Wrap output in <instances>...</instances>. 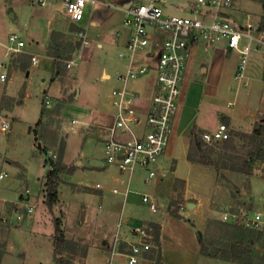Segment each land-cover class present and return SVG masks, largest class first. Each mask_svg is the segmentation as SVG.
I'll return each instance as SVG.
<instances>
[{
  "label": "rangeland",
  "instance_id": "374dc122",
  "mask_svg": "<svg viewBox=\"0 0 264 264\" xmlns=\"http://www.w3.org/2000/svg\"><path fill=\"white\" fill-rule=\"evenodd\" d=\"M134 1L149 2L146 0ZM189 1L192 2V0ZM248 1H250V5L244 9L248 10L256 21L259 19V14L262 13V5L255 0ZM176 3V1L167 3L168 14L185 15L178 9ZM117 6L122 10L123 5L121 3ZM7 7V13L14 20L15 16L11 6L8 5ZM246 21L245 15L244 23ZM116 26V28H121L120 24L117 25L116 23ZM7 31L1 29L0 37L3 38L8 33ZM112 32L110 35L113 34ZM51 34L53 46L49 48L50 53L63 60L57 77H53L55 64L40 60L38 65L30 67L28 70H22L17 81L14 82V89L19 86V91H21L18 103H22V100L26 99L25 103L20 107H13V109H10L11 101H2L4 103L0 105V173L6 174V177L0 179V199L6 201L3 210L9 212L14 203L20 202L22 200L21 194L27 188L31 191V203H34L36 209L31 220L20 224L11 225L0 220V243H5L6 249L1 264H63L59 260L65 264H108L110 252L107 249L110 248L117 236L122 237L121 229L124 222L122 219L124 218L122 216L120 220L122 221L120 222L122 223L121 226L116 221L113 224H107L105 227H99V217L95 213L110 210V195H112L114 199H117L113 205L118 216L120 215L127 176L115 178L116 175H119L118 170L106 164L102 142L99 138L98 129H96L97 125L107 124L108 120L110 121L109 93L115 85L113 79L106 80L104 79L107 78L106 76L102 78L101 72L103 68H107L114 78L115 68L127 64L129 58H119V52L124 50L125 45L118 49L103 43V46L99 47L97 41L94 44L90 42L88 46L82 48L80 42L70 40L73 36L56 30H53ZM161 37L162 34L157 33V40L150 46L149 50L159 44ZM4 49L0 47V57L9 60V62L12 57L11 65L13 68L19 70L20 64L23 62L30 65L29 55L18 52L6 57L4 56ZM207 50L210 51L211 48L199 49V53L208 57V59L205 58L207 60L204 61L205 66L211 60ZM252 53L249 65H251L252 58L257 52L253 51ZM80 55V59L77 60ZM71 59H74L76 64L71 68H66L64 63ZM150 61L155 62L153 59ZM1 63L7 67L8 74V62ZM230 63L232 65L230 73L232 74L235 68L233 62L230 61ZM195 64L193 78L196 80L204 78L205 75L199 69L201 62L197 60V67ZM139 65L140 63H136V68ZM28 71H30L29 76H27ZM234 76L232 80H229V83H231V87L233 85L236 88L237 82ZM154 79L155 73L148 72L141 79L131 81V88L141 91L142 94L152 91ZM25 90L28 91V95L24 98L22 91ZM63 92H65V99L60 96ZM46 93L53 95L52 102L50 97L45 95ZM74 94H76V98ZM241 95L239 99L238 96L236 99L234 92H232L223 102L236 101L234 107L238 111V115L242 112L245 104L250 106L254 104L252 99L247 103ZM47 100L49 101L48 104ZM240 117L242 118L244 115L241 114ZM3 120L9 121L10 132L2 130L1 123ZM40 120L41 122H39ZM73 120L77 121L74 124L78 130L77 133L71 129ZM261 120H264V114H259L253 119L252 117L240 119L231 124L235 137L233 148H225V143L222 142H214L209 145V148H213V159L220 166L223 163L240 166L252 165V177L223 168L221 172L226 176V179L217 178L214 168L204 164L190 163L188 160L189 140L186 137L176 136L171 157H169L170 160L165 161V168L158 173L157 178L148 184H144L142 182L143 172L139 171L132 177L130 187L151 193L155 188V182H159L160 185L158 189H155V195L158 202L164 205L162 208L164 213L161 212L160 216L164 214L163 216L180 221L179 231L186 236L189 233L196 235L197 231H201L204 233L207 242H212L213 238L219 240L225 235L227 241H231L230 243L239 241L242 235L240 234L241 229L234 228V231L237 230L234 233L223 232L216 222H232L224 220V213H235L240 219L236 222L237 225L248 228L244 224L245 218L256 210L264 212V179L260 171L261 161H252L253 158L249 151L255 146L250 140L241 138V135L245 133H252L255 125ZM196 132L200 135L202 131L196 130ZM63 145L64 151L67 147L66 158L69 163L66 164V170L62 173L59 200L52 209H49L44 202L45 176L50 171L46 161L47 152L52 150L58 155ZM261 150H264V147ZM255 153H257L256 150ZM79 161L83 163V168L78 167ZM106 166L109 167L108 170L105 168ZM70 167H75V169L71 172L68 170ZM93 169L95 172L90 175L89 172ZM79 178H86L93 184L100 183L104 191L111 190L113 186H116L120 189V193L105 192L106 198L102 200L99 193H93L91 188L80 183ZM185 190L187 196H184ZM33 197H36V201ZM88 201L93 202V205H90L89 213L85 210ZM186 201L194 204L197 201L201 203L202 213L199 215V218L202 219L201 223L196 224L191 215L195 207L189 208L185 203ZM141 202L142 199L139 196L135 202L136 205L133 206L134 211L140 209L142 205L148 210L147 206ZM123 214L125 215V212ZM148 216L156 215L149 211ZM56 219L60 220L65 239L68 241L62 254H57L54 245ZM151 224L153 225V246L155 247L145 256L149 258L151 253V255L155 254L156 256L161 251L162 264H173L169 261L173 255L168 258L166 248H164L165 242L167 244L169 240L165 239L166 237H161L160 227L155 222ZM155 226L157 227L155 228ZM186 229L191 230L188 232L185 231ZM104 233H107L105 234L107 239H105ZM109 235H115L113 241ZM173 239L174 237L172 242L175 244ZM105 240L107 241L106 244H104ZM195 242H193V246ZM187 244L188 247L186 248L190 251L191 242L188 243L187 241ZM168 246H170V242ZM262 251L264 248L255 246L251 250V254L257 258ZM150 263L155 264V261L150 260Z\"/></svg>",
  "mask_w": 264,
  "mask_h": 264
},
{
  "label": "built area",
  "instance_id": "2783aa9c",
  "mask_svg": "<svg viewBox=\"0 0 264 264\" xmlns=\"http://www.w3.org/2000/svg\"><path fill=\"white\" fill-rule=\"evenodd\" d=\"M96 2L97 0H65L64 14L72 22H80L85 17L87 4ZM235 2L236 0H196L193 4L183 6L189 11V15L166 14L164 7L155 1L122 8V26L128 30L129 38L119 58L129 60L124 71L117 72L114 78H104L115 82L109 93L112 120L107 125L98 126V134L106 164L115 167L120 176H127L126 194L135 191L130 183L136 172H143L142 182L148 184L164 170L163 158L172 137L192 47L201 43H226L229 49L239 54L235 81L240 86L249 85L248 71L252 52H261L264 57V29H260V19L255 21L251 13L246 14L247 21L244 24L221 17L220 12L232 8ZM211 12L214 16L208 19ZM157 33L162 34L161 40L155 48L149 50L157 40ZM116 34L120 36L121 31ZM76 35L82 48L90 44L85 30L78 31ZM0 47L6 49L5 56L8 57L18 52L23 53L26 42L20 34L11 33L6 42L0 41ZM80 57L81 55L77 60ZM152 59L155 62L150 61ZM39 62L38 56H31L33 66ZM136 63H140L137 68ZM75 64V60L67 61L68 68ZM148 72H154L155 79L152 96L146 99L131 88V81L141 79ZM8 80L7 67L1 63L0 81L6 83ZM46 102L49 103L48 100ZM233 105L234 102L229 103V106ZM1 128L10 132L9 121L3 120ZM200 136L208 144L224 142L233 137V129L222 122L216 129L202 132ZM48 156L53 161L58 159V155L52 150L48 151ZM48 167L53 171L54 162L49 163ZM260 169L264 178V160L260 162ZM4 177L6 174L0 173V179ZM95 189H102V185L97 183ZM119 191L117 187L112 189L113 193ZM30 194V189H25L21 194L22 200L14 203L9 212L3 210L6 201L0 199V220L11 225L31 220L36 209L34 203H31ZM141 199L152 214H161L164 205L158 202L155 195L143 192ZM224 220L237 222L240 219L235 213H224ZM244 224L251 228L264 227V212L254 211L245 218ZM121 225L122 223L119 224ZM152 232L153 226L150 224L134 226V239L127 242L129 252L124 255L125 261L119 264H140L144 255L154 248ZM120 240L117 236L107 249L110 252L108 264H117Z\"/></svg>",
  "mask_w": 264,
  "mask_h": 264
},
{
  "label": "crops",
  "instance_id": "0c3cea01",
  "mask_svg": "<svg viewBox=\"0 0 264 264\" xmlns=\"http://www.w3.org/2000/svg\"><path fill=\"white\" fill-rule=\"evenodd\" d=\"M146 1H155L158 4H161L164 7L166 14H168L166 9L167 3H170L171 1H176L178 9L181 10L182 14L185 15H189L190 13L183 6L185 4H193L196 2V0H192V2H190L189 0ZM120 3L123 5L122 7H125L131 4H138L141 2H135L134 0H97L95 4H87L85 17L82 21L72 22L64 14L65 0H10V2L9 0H0V30L5 29V31H7V29H9L7 31L8 33L3 38L0 37V41L5 42L11 33L20 34L22 39L26 42L25 51L23 53L29 55V68L34 67L31 63V56L33 55L38 56L40 60H44L50 64H55V62L62 64L61 62H63V60L61 58L56 57L50 53L49 48L53 46V36L51 34L53 30L64 32L69 36H73V38L70 40L76 42H79L76 35L77 32L80 30H85L87 32L89 41L92 44L98 41L97 44H99V47H102L103 43H107L110 47L114 46L120 49L124 47V45H126V42L129 38L128 30L122 28L121 23L124 18V12L121 10V8H118L119 6H117ZM37 4L39 5L37 6ZM8 5H10L12 8L13 15L15 16L14 20L12 19L11 15L7 13ZM249 5L250 1L248 0H236L234 6L232 8L222 10L220 12V16L228 20L236 21L239 24H244L245 15L247 13H250L248 10H245L244 7ZM261 11L262 13L259 14V19L263 14V9ZM213 16L214 13L211 12L208 14L207 18L211 19ZM116 23L117 25L120 24V29L119 27L116 28ZM117 31H121L120 36L116 34ZM111 32L113 33L112 35H110ZM26 48L28 50L27 52ZM200 48H211L210 51L207 50L209 52L208 56L211 57V60L206 66L204 64V61H207L206 59H208V57H205L204 54L199 53ZM189 54L190 55L187 64V70L185 73L182 91L179 98L178 110L174 121V129L166 155L163 158L164 168L165 161L170 160L169 157H171L172 148L174 146V138L176 136L182 138L186 137L187 140H189L190 142L189 134L192 129H194L195 131L200 130L202 132L212 131L216 129L217 126L222 122L227 123L232 128L231 124L236 123L240 119L243 120L247 117H252L253 119L259 114H264V57L260 52L255 53L252 58V63L251 65H249V85L245 87L237 84L236 88L233 85L231 87V83H229V80L233 79V76L236 72V67L238 64L237 61H239V54L229 49L226 43H220L216 45H206L204 43H201L192 47ZM11 59L9 62V60L0 57V63L6 61L8 62V67L10 68H8L9 80L6 83H2L0 81V105L1 103H4L2 101H11L10 109H13V107L16 106H22L25 103L26 99H23L22 103H18V97L21 93V91H19L20 87L18 86L16 89H14L13 85L14 82L17 81L18 76H20L22 69L20 68L19 70H17L13 68L11 65ZM197 60L201 62V66L199 67V69H201L203 74L205 75L204 78L198 80L193 78V67L194 64L197 67ZM230 61L233 62L235 68L232 74L230 73V71L232 70V65ZM64 65L67 68V61L64 63ZM125 68V65L117 66L115 68L114 75H116L119 71H124ZM29 75L30 71H28L27 73V76ZM105 76L108 78L112 77L111 72H109L107 68H103L101 72V77L104 78ZM26 89L28 90V88ZM232 92H234V96L236 99L237 96L239 99V96L242 94L241 96L246 99L247 103H249L252 99L254 104L252 106H250L249 104H245V107L243 108L242 112L238 115V111H236L234 107L236 101L234 102L232 100H229L228 103H223L226 97L229 94H232ZM152 93L153 91H148L143 94L141 92V95L144 98L149 99L152 96ZM64 94L65 92H63V94H60L62 99H65ZM22 95L25 98V96L28 95V91H22ZM45 95H48L50 97V101L52 102L51 99L53 98V95L49 93H46ZM74 97L76 98V94H74ZM232 102H234V105L229 106V103ZM241 114H243L244 117L241 118ZM111 120L112 118H110V121L108 120L107 124H109ZM74 121L75 120L72 121L73 125H71V129L74 130V133H77L78 130L74 127V124L77 121ZM100 125H97L96 129H98V126ZM90 130L92 131V129ZM66 154L67 147L65 150L63 161L65 164H68L69 161L66 158ZM78 165V167L83 168V163L81 161L78 162ZM105 168L107 170L109 169L108 166H106ZM92 172H95V169L91 170L89 174L91 175ZM119 176L120 175H116L115 178H119ZM79 181L81 184H84L85 186L91 188L93 193H99L102 197V200H105L106 198L105 192H108L110 194H116L112 192V189L116 186H113L111 190L104 191L103 189H95L96 184L89 182L86 178H79ZM159 185L160 183L156 181L154 186L155 188H153V191L151 192L152 194L155 195V189H158ZM125 192L126 191L124 189L123 204L119 216L116 212L115 206L113 205V203L117 202V199H114L112 195H110V210H104L95 213L99 217V227H105L107 224H113L116 221H118L117 224H119L120 222H122L120 220L123 216L124 219L122 220H124V222L121 229L122 237H120V244L123 242L127 244V242L133 241L134 237L132 235V228L134 226H137V224H150L151 226H153L151 223L155 222V224L160 227L159 232L161 233V237H166L165 239L169 240L168 243L170 242V246L174 245L173 247H170L168 246V243L166 244V242L164 245V248H166L167 257L171 258V256L173 255L171 260H169L171 263L238 264L232 261L208 258L201 255L199 244L197 241V235H191L189 233V235L186 236L185 234L180 233V221L163 216L164 214L162 216H160L159 214L153 217H149V211L143 205L140 207V209L134 211L133 206L136 205L135 202L138 200L139 196L141 197V193L150 191L135 190L127 194ZM184 196H187L186 190ZM36 197H33L35 201ZM155 197L157 196L155 195ZM185 203L188 205L189 202L186 201ZM91 204L93 205V202H86L87 208L85 210L88 211V213L90 212L89 208ZM141 204L143 203L141 202ZM200 206L201 203L197 201V203L195 204V210L191 213L196 224L202 222V219L199 218V215L202 213ZM124 212L125 215L123 214ZM188 230L191 229H186L185 231ZM105 234L107 233H104V235ZM114 236H111V241H113ZM173 237L175 244H173L172 242ZM107 238L108 237H106L105 239ZM187 241L188 243L191 242V246L189 247L191 249L190 251L186 248L188 247ZM106 242L107 241L105 240L104 244H106ZM193 242H195L194 246ZM125 254L127 253L120 251V255L117 257V263H123L125 261ZM145 255L142 260L143 263L141 262L140 264H151L150 258H147V256Z\"/></svg>",
  "mask_w": 264,
  "mask_h": 264
},
{
  "label": "trees",
  "instance_id": "16d2710c",
  "mask_svg": "<svg viewBox=\"0 0 264 264\" xmlns=\"http://www.w3.org/2000/svg\"><path fill=\"white\" fill-rule=\"evenodd\" d=\"M261 3L263 8V14L260 18V29H264V0H255ZM20 68L22 70H28L29 65L28 63H21ZM61 68V64L55 62L53 77H57ZM41 122V120L39 121ZM190 137V148L188 152V160L192 163H199L210 166L215 169L217 173V178L219 179H226V176L221 172L223 168L231 169L233 171H238L244 173L248 177L253 176V167L252 165L247 166H240V165H228V163H223V165H219L217 161H215L212 157L213 148H209L208 143H206L201 136L192 129L189 134ZM234 136L230 139L222 142L225 143V148L234 147ZM241 138L248 139L252 142L255 146L249 151V154L253 158L252 161H263L264 160V150H261L264 147V120L259 121L252 133H245L241 135ZM257 153H255V150ZM64 145L61 148L60 154H58V159L53 161L49 159L48 152H47V159L46 161L49 163L54 162L55 169L53 171H49L48 174L45 176V204L49 209H52L59 200V185L62 182V173L66 170V164L63 161L64 158ZM45 161V162H46ZM46 162V163H47ZM75 167H70L69 171H73ZM220 225V229L223 232L228 231L229 233L237 232L234 231V228H239L242 230L240 234L241 238L239 241H227V236L220 237L219 240L213 238V241L207 242L204 233L201 231H197V241L200 248L201 255L214 258V259H222L225 261H232L238 262L239 264H264V251L260 253V255L255 258L253 254H251V250L253 247L259 246L262 249L264 248V227L260 228H243L242 226H238L236 222H216ZM55 234H54V245L57 254H62V251L65 245L68 243L67 239H65L64 231L61 226V222L59 219H56L55 225ZM157 226H155L156 228ZM158 235V233H157ZM228 242V243H227ZM119 251L128 253V244L125 242L121 243L119 246ZM151 252V251H149ZM148 252V253H149ZM6 253L5 243H0V264L3 257V254ZM146 253V254H148ZM152 254V253H151ZM150 254V255H151ZM149 255L150 260L155 261V264H162L163 258L162 253H159L155 256V254ZM61 261L63 264L65 262Z\"/></svg>",
  "mask_w": 264,
  "mask_h": 264
},
{
  "label": "water",
  "instance_id": "95a60500",
  "mask_svg": "<svg viewBox=\"0 0 264 264\" xmlns=\"http://www.w3.org/2000/svg\"><path fill=\"white\" fill-rule=\"evenodd\" d=\"M188 207H189V208H193V207H195V204H194V203H191V202H189V203H188Z\"/></svg>",
  "mask_w": 264,
  "mask_h": 264
}]
</instances>
